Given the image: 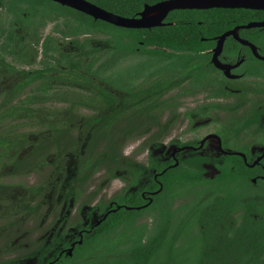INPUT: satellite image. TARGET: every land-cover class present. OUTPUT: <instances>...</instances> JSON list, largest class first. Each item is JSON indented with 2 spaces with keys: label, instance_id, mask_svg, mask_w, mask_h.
Returning <instances> with one entry per match:
<instances>
[{
  "label": "flooded vegetation",
  "instance_id": "af4514ba",
  "mask_svg": "<svg viewBox=\"0 0 264 264\" xmlns=\"http://www.w3.org/2000/svg\"><path fill=\"white\" fill-rule=\"evenodd\" d=\"M41 1L44 3L39 1L30 6L29 12H20L26 16L21 21L17 19V12L12 18L8 9L13 4L19 7L17 11L27 8V2L0 0V9L4 7L11 23L21 25L27 31L20 37L21 41L32 39L28 43L32 48H24L27 55H32L30 64L19 62L9 53L0 51L3 62L0 67V94L5 105L18 102L33 106L34 112L23 116L34 119L32 123L39 120L40 125L47 127L43 136V132L38 133L37 126L24 124L36 132H23L25 136H21L24 138L17 136L16 147L13 152H8L10 157L19 153L18 159L15 157L17 163H13L14 168H20V162L24 163L23 157L32 160L30 168L23 172L24 176L37 175L44 166L51 168L46 180L43 178L45 182L36 184L33 189L24 190L17 186L24 191L23 198L33 204L16 207L9 214L13 216L12 222L5 226L8 230L6 237H10V230L35 220L37 213L44 208L38 227H45V231L39 240L34 241L33 250L25 255L31 257L28 264H73L77 248L83 245L86 237L103 228L109 216L117 212H140L137 222L156 216L153 210L164 189L162 176L168 168L181 163L192 162L205 182H213L222 170H229L249 176L247 181L250 185L245 189L253 191L259 188L258 184L264 182V47L261 46L264 28L246 26L263 21L264 11L223 9L247 11V19L220 32L199 33V40L206 46L200 50L161 48L156 56L147 52L140 55L136 49L139 56L158 58L159 70L149 71L143 76L136 74L133 80L113 75L110 81L109 70L103 64L101 54L96 55L94 65L88 66L86 62L91 60L81 54L72 42L74 39L85 44V39L78 41L81 36L102 34L83 31L75 36H66L64 32L58 33L63 42L56 39L53 32L41 38L39 30L48 21L61 18L48 6L66 7L51 0ZM173 11L166 15L159 27L174 24L169 16ZM35 19H38L36 28H28L30 21ZM37 39L39 44L33 45V40ZM47 40H54L59 46L58 51L48 50L44 54L43 45ZM6 57L16 64L7 62ZM71 61H79L82 67L71 69L68 65ZM158 73L161 83L155 94L148 90L144 97L134 100L135 88H149L150 78L145 77L153 78ZM35 104L45 107L35 111ZM143 109H147L146 113ZM40 115L48 123L42 121ZM206 128H209L208 132L200 139L193 138ZM109 134L122 137L124 143L119 146L116 137V141L109 145L114 147L113 159L107 160L105 150L109 149L106 140L100 151L93 152V144L98 140L91 145L89 143L94 137ZM169 135L178 137L168 140ZM139 136L153 138V141L145 146L139 144L136 147H140V151L127 154L125 145ZM63 138L67 141L60 144L59 139ZM25 141L29 145L24 146ZM42 147H46L45 151L53 148L51 158L44 157ZM142 151L143 155L140 154ZM97 154L101 160L93 169V158ZM208 169L213 170L214 175L208 177L205 173ZM52 176L55 177L50 181ZM115 181L118 187L113 188ZM0 187L4 190L0 200H5L9 187ZM259 193L261 191L256 194ZM4 209L5 205L0 206V217L5 218ZM25 209H29L27 214L16 215ZM145 222V226L150 225ZM1 248L5 250L6 243ZM17 263L6 261L2 264Z\"/></svg>",
  "mask_w": 264,
  "mask_h": 264
},
{
  "label": "trees",
  "instance_id": "16d2710c",
  "mask_svg": "<svg viewBox=\"0 0 264 264\" xmlns=\"http://www.w3.org/2000/svg\"><path fill=\"white\" fill-rule=\"evenodd\" d=\"M20 1L27 2V8L15 11L17 19L21 21L25 20L26 16L22 17L20 12H29L30 6L39 1L44 3L41 0ZM86 1L114 15L133 18L138 16L145 5H153L163 0ZM49 7L57 16L65 19L63 27L66 30L63 32L66 36H75L83 31L86 34L101 33L106 36L102 47L91 39H86L85 44L72 40L73 44L81 50V54L91 60L86 62L88 66L94 65L98 54L103 57L105 65V59H108L111 52L120 48H124L127 53L137 54V49L140 55L147 52L156 56L160 54L161 48L180 51L200 50L206 46L199 40V33L220 32L232 24L241 23L247 19V11L244 10H179L169 15L170 20L174 22L172 26L136 30L115 27L99 20L94 21L89 16L67 7L55 4ZM62 12L73 15L72 23L77 30L69 28L70 24ZM83 26L85 30H80ZM1 37L3 41L0 43V51L3 54L9 53L19 62L31 63L32 55H27L24 48L32 47L29 44H23L26 42L21 41L12 26L0 27ZM32 43L39 44V39L33 40ZM57 46L54 40L45 41L44 54L48 50L58 51L59 46ZM2 64L0 54V67ZM68 65L71 69L82 67L79 61L77 63L71 61ZM13 89L16 87L14 86ZM27 112L28 114L34 112L30 104H24L22 108V113ZM10 115V112L4 111L0 114V121ZM99 138L108 142L109 150H105L107 160L113 159L114 147H109L113 142L111 137H94L89 144H93ZM16 139L17 136L0 135V148L15 146ZM5 150L8 155V149ZM99 156L97 154L93 158V169L101 160ZM227 175L232 179L238 178L243 188L250 185L247 174H236L229 170H222L216 179ZM162 177L165 180L164 189L160 200H157L156 209L153 210L157 214L151 217L150 225L153 229L147 231L144 224H137L136 219L140 212L120 211L112 214L103 228L88 235L83 245L77 248V254L73 257L74 264H264V192L254 193L246 199L229 195H226V198L211 195L207 198L208 203L203 205L199 203L186 207L183 204L173 209L175 198L179 197L183 190L203 184L205 181L199 169L185 167L182 163L175 168H168ZM190 231L192 236L187 238L190 239L181 243L180 237ZM88 248L92 250L100 248L99 253L85 255L83 252Z\"/></svg>",
  "mask_w": 264,
  "mask_h": 264
},
{
  "label": "rangeland",
  "instance_id": "374dc122",
  "mask_svg": "<svg viewBox=\"0 0 264 264\" xmlns=\"http://www.w3.org/2000/svg\"><path fill=\"white\" fill-rule=\"evenodd\" d=\"M5 2H7V0H5ZM26 7H27V5H26ZM18 8L19 7L17 5L13 4L8 9L9 12L12 13V18L15 16V11ZM45 9L46 8L42 9V11H44ZM4 12H5L4 7H1V9H0V27L1 28L2 27L8 28V26L10 25L14 28L15 34L17 36H19V37L24 36V34L27 31H24L23 26L15 25V24L13 25L10 21V18ZM22 14H25V13L23 12ZM62 15L69 22V24H70L69 28L71 30H77V27H74L73 23H72L73 15H71L70 13H63V12H62ZM23 16H25V15H22V17ZM64 20L65 19L63 17H61L58 20H54V22L48 21L39 30L38 33H39L40 37L43 38V37L47 36L48 34H50L51 32H53V33H55L54 34L55 38L59 39L58 33L61 34V33H63L64 30H66L63 28L64 22H65ZM37 24H38V19H35L34 21H30L28 28L33 29ZM54 27L57 28V30L56 29L54 30L53 29ZM80 30H85V27L84 26L80 27ZM105 38H106V36H104V35H97L96 37H94V36H91V37L90 36H86V37L81 36L78 39V41H82L84 39L85 40L91 39L99 47H102V43H103ZM59 40L62 41V39H59ZM2 41H3V38L1 37L0 43H2ZM25 42H26L25 44L27 45L31 41L29 40L27 42V40H25ZM262 43L263 44H261V46L264 47V42H262ZM36 48H38V46H36ZM119 50H121V51H119ZM125 51L126 50L124 48L116 49L115 51L111 52L110 56H108V59H105V62H106L105 66L108 67L107 69L109 70V72L107 73V75L109 77L108 80L112 81L113 75H116L119 78L133 80L135 78L136 74L143 76V75L147 74L149 71L151 73V72H157L159 70L158 58H154L153 56H151V57L139 56L137 54H130L129 55ZM6 61L11 63V64H16V63H14V61L11 58H8V57H6ZM118 61L120 62V65H118V63H119ZM114 65H116V66H114ZM150 66H152V68ZM149 78L151 81V85L149 88H146V87H142V89H139V88L136 89L135 88L134 93L132 95L134 100L141 98V97H144L145 94H148V90L151 91V94H155L154 91H157L159 89V86L161 83L159 73L157 74L156 77H153V78L151 76L145 77V79H149ZM9 104H12V105H5V103L3 101V96L0 94V114H3L4 111H6V110L11 113V115L8 118L4 119L3 121H0V135L7 136V137H9V136L23 137L21 135H24V133H26V132H30V133L36 132V131H34V129H32V127L28 128L24 124H28V125L33 124V125L37 126V129H38L37 131H38V133L40 132L39 134H41V132H43L45 129H47L45 124L40 125L39 120H36V122L32 123L34 121V119L25 118V116H23V114H24V113H22V108L24 106L23 103L21 104V103L16 102V103H9ZM35 105H36L35 111H37V110L41 111L45 107V106L43 107L41 104H38V105L35 104ZM15 108H17V109L13 110ZM31 108L34 109L33 106ZM59 108H60V106H59ZM146 110L143 109L142 111L144 113H146ZM43 111H45V110H43ZM40 118L42 121L48 123L47 119L44 118L42 115H40ZM150 120H152V116L150 117ZM18 126H20L21 128H19ZM208 130H209V128H206V130L203 131L202 133L200 131V133H198V135L193 137V138L198 139L199 137L202 136V134H206L208 132ZM43 133L44 134H42V135L44 136L46 133L45 132H43ZM109 136L111 137L112 140H115V138L117 137L116 135H112V134H109ZM176 137H178V136H176ZM176 137L174 135H169L167 139L168 140L169 139H175ZM103 140L104 139L99 138L98 141L95 144H93L94 145L93 152L97 151V150L100 151L102 149V147L105 143V140L104 141ZM66 141H67L66 138L59 139L60 144H65ZM115 141H114V143H115ZM122 141H123L122 137H119V138L117 137V142H118L119 146H121L124 143ZM150 141H153V138L149 139L147 136L136 137L133 140L129 141L125 145L124 150L127 154L134 151V150H136V152H138L141 150V148L139 147L137 149V147H136L137 145L141 144V145L145 146ZM25 145H29V144L26 143V141H25L24 146ZM5 147H7V146H1V148H0V185L1 186H3V185L7 186V187H9V189H7V191H6L7 195L5 194V196H4L5 200L4 199L0 200V206H2V207H4V205L6 206V209L2 210V212L5 215V218L2 216L0 217V231L2 230L1 234H0V264L4 263L6 261L7 262H18L17 264H23V262L25 264H28L27 261L31 257H25V255L28 252H31L33 250L34 241L36 239L39 240L45 231V227H43V229H40L38 227L39 221L41 220V217L44 214V211H43L44 208L42 209V211H39L37 213V217L35 220L27 221L26 224L22 225L20 228H16V229L13 228L12 230H10V237H8V235L6 237V231H8V230H6L7 228L5 226H8L12 222L13 216H9V214L13 213V211H15L16 207L17 208L18 207H21V208L30 207L33 204V203L29 202V200L27 201L26 197L23 198V192L24 191H21L19 188H17V186H20L24 190L29 189L30 187H31V189H33L36 184H41L42 182H45L46 178L51 173V168L49 165L44 166V170L40 171L37 175L36 174H33V175L29 174L28 176H24L23 172H25L26 170H28V168H30L29 164L32 160L29 157H23L22 156L24 158V160H23L24 163L20 162V168H14L13 163H17L19 153H15L14 155H12V157H10L9 151L13 152L12 150L16 146H12V147L8 148V152H9L8 155H7V153H5V151H6ZM45 150H46V147L41 148V151H45ZM53 153H54L53 148H50L47 151H45L43 153V155L45 158H49ZM140 154L143 155L144 151H142ZM140 158H142V157H140ZM184 166L185 167H191L192 169L197 168L196 166L193 165L192 162H189V164L186 163ZM49 168H50V170L48 171L47 169H49ZM205 173L209 177V176L214 175L215 172L211 169H208L205 171ZM54 177L55 176H52L49 180L53 181ZM43 178H45V180ZM258 185H259L258 189L251 191V190L243 188L241 185V181L238 178L232 179L229 175L223 176L221 179H215L213 182H204L203 184H199L195 187H191L190 189L187 188V189L183 190L182 191L183 193L179 197H177L179 199L175 198L176 201H175V204L173 206V209H177L180 206H182L183 204L186 207L194 205V204H199V203L203 205L204 203H208L209 200L207 198H210L211 195H213V196L218 195V196H222L225 198H226V195H229L232 197H237V198L240 197V198L246 199L248 196H251L253 193H257L259 191H261V193L264 192V182H261ZM116 187H118V184L115 181L113 188H116ZM3 192H4L3 188L0 187V195H2ZM21 192H22V196L20 197ZM15 193H20V194H15ZM202 205H200V206L202 207ZM28 210L29 209H25L24 211H21L16 215L20 216V217L24 216L25 214H27L26 212H28ZM7 214H8V216H7ZM20 214H23V215H20ZM144 222H145V224H151L152 219L147 220V218H145L144 220L137 222V224H144ZM174 222H175V220H174ZM145 228L147 231H149V230L153 229V226L149 225V226H146ZM34 229H36V230H34ZM189 236H192V231L188 232L187 234H183L182 237H180L181 243L187 242L190 239V238L187 239ZM15 240H17V241H15ZM5 243H6V248H5V250H3V248H1V246L4 245ZM12 243L14 244V246H11ZM26 245H27V247H25ZM99 249L100 248L92 250V249L88 248L83 253L85 255L86 254L99 253Z\"/></svg>",
  "mask_w": 264,
  "mask_h": 264
},
{
  "label": "water",
  "instance_id": "95a60500",
  "mask_svg": "<svg viewBox=\"0 0 264 264\" xmlns=\"http://www.w3.org/2000/svg\"><path fill=\"white\" fill-rule=\"evenodd\" d=\"M62 6L77 10L115 27L125 29H150L162 25V20L173 10L246 9L264 11V0H164L145 5L138 16L124 18L109 13L85 0H51ZM264 28V20L246 26Z\"/></svg>",
  "mask_w": 264,
  "mask_h": 264
}]
</instances>
